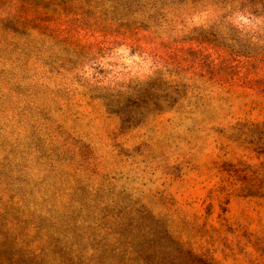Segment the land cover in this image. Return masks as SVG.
<instances>
[{"label":"rangeland","instance_id":"obj_1","mask_svg":"<svg viewBox=\"0 0 264 264\" xmlns=\"http://www.w3.org/2000/svg\"><path fill=\"white\" fill-rule=\"evenodd\" d=\"M0 264H264V0H0Z\"/></svg>","mask_w":264,"mask_h":264}]
</instances>
